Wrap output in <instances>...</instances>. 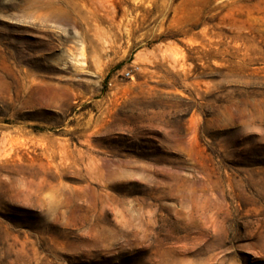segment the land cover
<instances>
[{
	"label": "rangeland",
	"instance_id": "obj_1",
	"mask_svg": "<svg viewBox=\"0 0 264 264\" xmlns=\"http://www.w3.org/2000/svg\"><path fill=\"white\" fill-rule=\"evenodd\" d=\"M0 264H264V0H0Z\"/></svg>",
	"mask_w": 264,
	"mask_h": 264
}]
</instances>
